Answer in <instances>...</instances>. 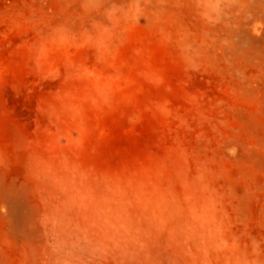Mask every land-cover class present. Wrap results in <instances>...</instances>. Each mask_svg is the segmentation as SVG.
<instances>
[{"label": "rangeland", "instance_id": "1", "mask_svg": "<svg viewBox=\"0 0 264 264\" xmlns=\"http://www.w3.org/2000/svg\"><path fill=\"white\" fill-rule=\"evenodd\" d=\"M0 264H264V0H0Z\"/></svg>", "mask_w": 264, "mask_h": 264}]
</instances>
